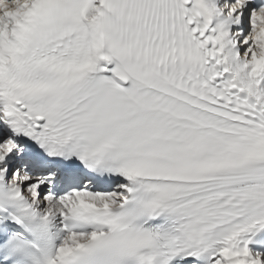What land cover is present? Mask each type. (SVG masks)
Here are the masks:
<instances>
[{
  "label": "snow or ice",
  "instance_id": "obj_1",
  "mask_svg": "<svg viewBox=\"0 0 264 264\" xmlns=\"http://www.w3.org/2000/svg\"><path fill=\"white\" fill-rule=\"evenodd\" d=\"M0 264H264V0H0Z\"/></svg>",
  "mask_w": 264,
  "mask_h": 264
}]
</instances>
